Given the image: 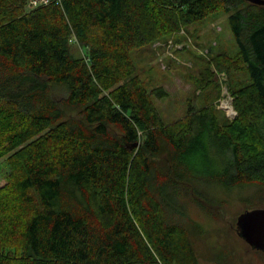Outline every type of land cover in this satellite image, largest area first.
Returning a JSON list of instances; mask_svg holds the SVG:
<instances>
[{
    "label": "trees",
    "instance_id": "16d2710c",
    "mask_svg": "<svg viewBox=\"0 0 264 264\" xmlns=\"http://www.w3.org/2000/svg\"><path fill=\"white\" fill-rule=\"evenodd\" d=\"M221 10L237 53L217 47L214 61L237 116L215 108L207 66L196 79L203 103L166 121L156 100L168 92L148 85L136 57ZM5 156L0 264H197L170 199L189 194L198 160L227 185L264 187V5L0 0Z\"/></svg>",
    "mask_w": 264,
    "mask_h": 264
},
{
    "label": "rangeland",
    "instance_id": "374dc122",
    "mask_svg": "<svg viewBox=\"0 0 264 264\" xmlns=\"http://www.w3.org/2000/svg\"><path fill=\"white\" fill-rule=\"evenodd\" d=\"M174 36L156 41L144 51L146 55L136 57L138 72L148 85L163 86L168 92L165 98L156 100L163 118L171 121L181 117L189 102L196 107L203 103L197 96L200 92L196 79L204 78V68L209 66L214 75L211 78L216 79L219 89L215 108L228 120H234L237 110L229 90L228 73L219 69L214 61L217 47L222 46L231 57L237 53L227 13L215 11L180 29ZM80 48L78 42L71 43L74 55L81 54ZM236 75L242 80L246 78L242 70ZM210 154L219 156L218 148L213 147ZM199 162L200 170L189 183V194L170 199V211L187 223L196 263L264 264V253L251 248L238 234L236 225L241 213L264 207V187L260 184L227 185L209 172H203ZM8 170L6 156L0 158V186Z\"/></svg>",
    "mask_w": 264,
    "mask_h": 264
},
{
    "label": "water",
    "instance_id": "95a60500",
    "mask_svg": "<svg viewBox=\"0 0 264 264\" xmlns=\"http://www.w3.org/2000/svg\"><path fill=\"white\" fill-rule=\"evenodd\" d=\"M264 5V0H246ZM238 234L251 248L264 253V207L245 211L237 217Z\"/></svg>",
    "mask_w": 264,
    "mask_h": 264
},
{
    "label": "built area",
    "instance_id": "2783aa9c",
    "mask_svg": "<svg viewBox=\"0 0 264 264\" xmlns=\"http://www.w3.org/2000/svg\"><path fill=\"white\" fill-rule=\"evenodd\" d=\"M48 0H31V4L34 5L37 2H47Z\"/></svg>",
    "mask_w": 264,
    "mask_h": 264
}]
</instances>
